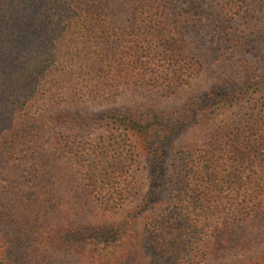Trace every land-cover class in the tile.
I'll return each instance as SVG.
<instances>
[{"label":"trees","instance_id":"16d2710c","mask_svg":"<svg viewBox=\"0 0 264 264\" xmlns=\"http://www.w3.org/2000/svg\"><path fill=\"white\" fill-rule=\"evenodd\" d=\"M0 264H264V0H0Z\"/></svg>","mask_w":264,"mask_h":264},{"label":"rangeland","instance_id":"374dc122","mask_svg":"<svg viewBox=\"0 0 264 264\" xmlns=\"http://www.w3.org/2000/svg\"><path fill=\"white\" fill-rule=\"evenodd\" d=\"M125 93V92H124ZM123 93V94H124ZM129 100V98H125V99H122V96L119 98V101H122V102H127ZM164 109H167V108H164ZM170 109V108H169ZM89 137V136H88Z\"/></svg>","mask_w":264,"mask_h":264}]
</instances>
